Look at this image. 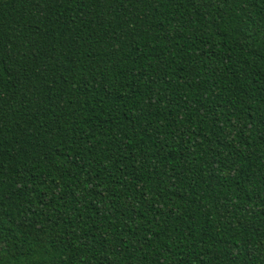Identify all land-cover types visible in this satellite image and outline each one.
<instances>
[{
    "label": "trees",
    "instance_id": "trees-1",
    "mask_svg": "<svg viewBox=\"0 0 264 264\" xmlns=\"http://www.w3.org/2000/svg\"><path fill=\"white\" fill-rule=\"evenodd\" d=\"M0 264H264V0H0Z\"/></svg>",
    "mask_w": 264,
    "mask_h": 264
}]
</instances>
